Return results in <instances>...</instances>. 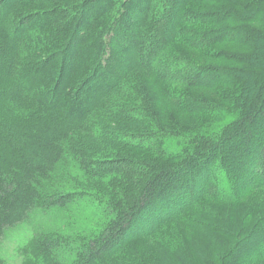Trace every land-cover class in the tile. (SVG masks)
I'll use <instances>...</instances> for the list:
<instances>
[{
  "label": "trees",
  "instance_id": "obj_1",
  "mask_svg": "<svg viewBox=\"0 0 264 264\" xmlns=\"http://www.w3.org/2000/svg\"><path fill=\"white\" fill-rule=\"evenodd\" d=\"M258 192L264 0H0V241L28 234L22 264H132L155 241L190 264L167 233L185 211L201 240L233 239L217 264H264V218L241 228Z\"/></svg>",
  "mask_w": 264,
  "mask_h": 264
},
{
  "label": "rangeland",
  "instance_id": "obj_2",
  "mask_svg": "<svg viewBox=\"0 0 264 264\" xmlns=\"http://www.w3.org/2000/svg\"><path fill=\"white\" fill-rule=\"evenodd\" d=\"M177 5H174L173 7L176 9ZM190 6L188 9H190ZM201 10H202V12H201ZM210 10H211L210 6H206L205 8L200 9L199 10L200 12L196 15L201 17V18L189 17L188 18L189 22L190 21H202L204 23H208L209 20H203V18H205L204 15H206L204 13H208ZM160 12H162V9H160ZM173 13L176 14V11L169 13V15H172ZM180 17H181V15H180ZM209 49H210L209 52H211V54H212V53L219 52L220 47L219 46H213ZM177 50L179 52H181V57L189 60L190 62H192L193 64H195L199 67H215V65L217 63L216 60H213L212 58L210 59V58H207V56L198 55V52H189L188 50L181 49V48H177ZM166 55H168V52L166 53ZM171 55H172V53H171ZM156 85H157V87H161L159 84H156ZM197 92L199 94L201 93L200 91H197ZM151 95H153V92L147 93L146 96H151ZM161 105L167 107L173 113L172 118H174L175 120L170 121V116L169 117L165 116L166 120L169 123H171V126L173 127V129L178 128L176 123H179V127L181 129L179 131L188 132V134L189 133L193 134V131L196 129L195 125H193L192 123L187 122V121H185V122L182 121V119H180L179 116L177 114H175V111L172 110L171 108H169L165 103H163ZM180 122H183V123H180ZM171 126L168 125L167 128H169V127L172 128ZM175 130H178V129H175ZM131 153L133 155H135V157H137V158L148 159V160L150 158L149 155H147L143 152L137 151V150H131ZM253 163L256 164L257 161L253 162ZM261 198L263 200L262 205L260 206V208H255V203L257 201H259ZM167 206H168L167 203H159V204L151 207L150 212H148L147 215H145L143 218H141V220L139 221V225H140V223L146 225L147 227L156 225L159 220L154 219V217L156 216V214L162 213V211H164ZM251 206H252V210H251L250 214L247 216V218L241 224V228H243L242 234L247 233L249 230L252 229V227L258 221H260L262 218H264V192L263 193L258 192L256 194V197L253 198V200L251 202ZM186 217H187V211L183 212V214L181 216V218H184V219H182L179 222H173V223L169 224L170 231L167 233H171L173 235L174 239H177V238L182 239V247H181V244L176 245L175 251L176 252L180 251V250L182 252H183V250L186 251V253H184V252L183 253H184V255L185 254L187 255L188 259H190V264H203L204 259L206 260L205 262H208V264H217L219 258L224 255L223 253H225V251H227V249H229V247L233 245V239L213 234L212 230H214V229L212 228V226H209L208 228H205V230L208 233L206 234L204 239L201 240L200 237L197 236V234L188 232L187 228L184 227L185 222H186V220H185ZM209 223H212L213 225L217 224V222H213L210 219H209ZM27 238H28V234L25 232H17V233L9 235V237L6 239L7 240L6 248H7V254H8L9 260L1 259L3 264H22V262H24L23 257L21 256V249H22V247L25 243V240ZM143 243H147V242H143ZM158 243L159 242L155 241L154 244L152 243V245H151V246H154L156 254L159 252L158 253L159 256L153 255L151 257L152 259L146 257L147 255H146V253H144L146 251V247H143L142 245L139 244V245L134 246V248H131V252L134 254V255H130L132 262H133L132 264H138V263H135L136 258L139 260V263L142 262L145 264H164L163 261L165 259L164 257H166V256L160 252L165 251V249L159 248L160 246ZM221 243H222V247L218 248V245H220ZM214 245H216V247ZM263 247H264V244H263ZM0 251H3V248H0ZM67 253L70 254L71 251L68 250ZM142 253H144V254H142ZM135 256H137V257H135ZM154 257H155V260H154ZM167 258H168V255H167ZM105 264H117V263H115V261H113V263L107 262ZM167 264H183V263H182V261L174 262L173 259L171 257H169V262H167Z\"/></svg>",
  "mask_w": 264,
  "mask_h": 264
},
{
  "label": "clouds",
  "instance_id": "obj_3",
  "mask_svg": "<svg viewBox=\"0 0 264 264\" xmlns=\"http://www.w3.org/2000/svg\"><path fill=\"white\" fill-rule=\"evenodd\" d=\"M7 240L0 241V248H3V251H0V259L9 260L6 248Z\"/></svg>",
  "mask_w": 264,
  "mask_h": 264
}]
</instances>
